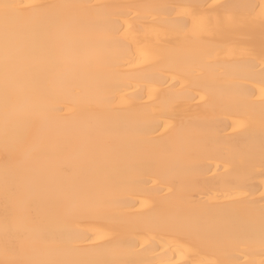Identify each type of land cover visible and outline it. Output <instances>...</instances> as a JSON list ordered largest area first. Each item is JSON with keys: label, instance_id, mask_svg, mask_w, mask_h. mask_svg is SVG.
Wrapping results in <instances>:
<instances>
[{"label": "bare ground", "instance_id": "6f19581e", "mask_svg": "<svg viewBox=\"0 0 264 264\" xmlns=\"http://www.w3.org/2000/svg\"><path fill=\"white\" fill-rule=\"evenodd\" d=\"M12 2L89 6L76 39L94 73L76 83L66 73L46 97L21 89L14 100L22 112L39 107L33 148L41 162L55 154L72 169L64 183L83 189L74 210L36 208L43 218L35 234L84 259L261 264L264 0ZM250 16L252 26L233 23ZM28 122L10 125L6 138L0 94V261L10 258L6 242L19 239L4 230L13 216L3 194L5 147L15 149ZM86 138L102 170L81 164Z\"/></svg>", "mask_w": 264, "mask_h": 264}, {"label": "snow or ice", "instance_id": "6c2138e0", "mask_svg": "<svg viewBox=\"0 0 264 264\" xmlns=\"http://www.w3.org/2000/svg\"><path fill=\"white\" fill-rule=\"evenodd\" d=\"M89 7L78 4H24L12 0H0V94L4 109V131L7 138L10 125L22 119L29 122L18 135L15 149L5 147L6 165L3 178V194L13 205V216L5 218L4 230L19 235L17 242H6L4 253L10 257L0 264H123L116 260L84 259L77 248L62 250L50 247L34 232V225L43 218L35 209L51 204L59 211L74 210L75 193L83 189L68 186L64 181L71 177L67 164H57L55 154L41 162L33 145L37 141L34 129L40 118L39 107L27 112L17 109L14 100L18 91L27 89L38 97H46L49 85L55 84L66 73L73 82L94 73L91 62L81 58L76 34L82 27L80 10ZM255 8L256 6H250ZM258 15L264 31V5ZM257 17L234 20L236 26H252ZM264 64V59H262ZM264 82V68H262ZM264 92V88H262ZM62 109L51 108L50 111ZM97 145L90 138L82 141L79 159L82 165L96 163L102 170L103 162L97 161ZM9 161H14V171H9ZM261 171L264 172V120L261 122ZM262 246H264V202L260 210ZM27 239L39 240L40 246L28 249ZM145 264V262H139ZM264 264V260L261 261Z\"/></svg>", "mask_w": 264, "mask_h": 264}]
</instances>
